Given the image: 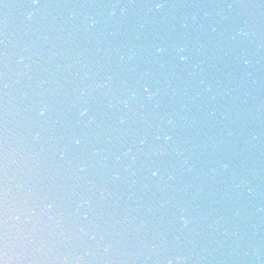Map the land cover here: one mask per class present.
Segmentation results:
<instances>
[{
    "label": "water",
    "instance_id": "water-1",
    "mask_svg": "<svg viewBox=\"0 0 264 264\" xmlns=\"http://www.w3.org/2000/svg\"><path fill=\"white\" fill-rule=\"evenodd\" d=\"M107 2L109 0H40L41 4L53 5L44 9L35 7L33 0H0V53L5 51L3 41L6 34L11 68L10 80L13 82L9 97L12 113L9 120L14 124L19 119L24 124L23 129L14 128L13 136H25L29 145L28 150L39 158L35 162H29L30 169H25L28 175H21L25 179L30 176V182L40 189L55 186L60 190L68 185L74 189V194L70 198L63 196L58 201L60 208L66 209L62 224L64 235L56 234L52 237L55 241L52 254L62 253L68 256V264H101L99 259L93 261L92 256L105 255L108 258L107 264H167L170 259L175 264L174 257L177 255L187 257V264H264V213H256L255 199L240 200L237 205L233 194L228 190V185L232 182L231 178L225 174L223 177H216L215 181L207 179L206 164L208 160L230 159L238 176H243L253 184L259 185L260 200L264 202V58L257 56L260 59L259 85H253L248 81L240 86L238 93H233L240 95L243 100V93L247 90L249 95L245 103L239 100L232 101L230 98L219 102L221 111H224L225 107L231 109L229 120L220 121L217 115V122L202 124L199 131L185 128L184 122L178 124L174 136L176 145L172 147L180 146L188 150L186 155H189L194 163L195 171L186 173V169L181 167L182 160H178L175 155L163 158L162 160L166 162L164 169L173 172L175 177L168 181L171 187L165 186L163 191L153 180L145 179L144 171H136L135 176L130 174L140 168L142 157H138L135 165H131L130 158H125L119 169L121 179L116 181L111 179L112 154L119 155L133 145L147 125L140 120L139 115L133 118L130 114L127 124L119 125L116 116L122 113L106 112L101 107L103 101L101 96L93 94L95 99L92 103L102 127L95 129L91 135L96 137L92 142L95 147L107 150L104 155L108 156V166L89 168L87 175L81 174L80 179L76 181L71 175V169L67 167V161L73 156L80 159L81 154L70 151L62 160L60 150L53 147L67 140H50V135L59 137V132L51 133L48 131L50 128L58 127L60 131H65L64 125H67L68 132L79 131L75 129L74 124L77 112L71 105L78 103L76 98L80 96V90L87 88L91 83V80L85 77V73L94 75L95 79H101L106 67L119 71L115 67V47L126 43V38L124 36L110 38L113 47L109 48L107 44H101L100 50L97 51L95 39L84 35L79 27L87 15H95L97 19H103L98 15L99 8H89L87 5ZM135 2L149 3L150 0H135ZM167 2L196 4L220 3L224 0H167ZM227 2H244L256 6L260 4V0H227ZM64 4L84 5V7L56 6ZM29 12L33 13L31 20L27 18ZM237 12L241 14L236 15ZM72 13L76 15L75 21L68 19ZM117 13L119 15V10ZM139 14V9L129 10L127 20L129 28ZM249 16L254 17L258 35L264 39V7L233 10V19L237 21L247 19ZM228 27L226 22L225 28ZM96 31H105L106 34L107 29L103 24H98ZM153 35L149 31L144 36L142 43L145 48L153 39ZM45 36L47 40H44ZM244 46L248 47L247 42ZM25 47L29 49L28 52L24 51ZM250 51L255 53L254 44ZM21 57L24 58V63L17 64V60ZM109 57H111L110 63ZM30 62L31 68H25ZM215 63L216 67H220L218 62ZM85 64L88 65L87 68L84 67ZM126 67L132 69L127 77L131 85L137 73L148 66L138 55L136 61ZM216 67L209 66L206 69L209 82L219 76ZM152 70L155 71V68L153 67ZM188 70L190 69L181 66L175 68V73L183 77ZM0 71H2V63H0ZM18 71L26 75L16 76L15 73ZM17 80L18 84L15 83ZM233 80L231 87H236V83L240 80L238 70L233 71ZM177 84L183 86L179 81ZM224 84L229 86L227 81H224ZM123 91L119 79L116 78L113 96L119 97ZM25 93H27L26 97ZM38 93L44 95L40 96ZM85 95L87 96L88 93ZM42 99L51 103L50 118H42L39 122H35L33 111L26 112L24 109L34 110L35 104ZM179 102L182 101L178 100L177 103ZM145 103L141 98L139 103L132 105V109L139 113L140 104ZM2 104L3 100L0 98V110ZM198 104L199 112L190 106L191 115L198 117L204 115V104L201 102ZM175 108L176 104L171 103L168 97L164 96L161 108L154 109L151 104H147L144 113L149 116L154 126L158 121L156 113H171ZM17 109H20V117L15 115ZM237 112L240 119L232 123ZM56 118L63 123L53 124ZM225 126L236 133L232 142L220 143L218 139L215 150L211 146L204 149L205 133L213 136L221 135ZM117 127L126 130L127 134L118 138L119 133L114 131ZM29 131H39L40 139L33 140ZM252 136H256L257 139L253 140ZM244 138L249 140L252 147L242 145L241 140ZM185 140L189 143L184 144ZM149 144L156 147L158 142L154 137H150ZM90 155L88 153V156ZM93 159L98 161L101 157ZM202 160L205 164L201 163ZM126 165H131L129 172L123 171ZM165 179H167L166 175ZM133 180L137 181L135 185L132 184ZM89 181L92 183L90 184ZM145 184L147 187H144ZM199 185H205V192L197 197L195 190ZM101 190L107 193L103 199L100 198ZM39 194L43 195V191ZM222 196L224 199H221ZM80 197L91 199L93 211L89 212L88 206H85L79 217L73 218L71 213ZM164 201L167 203L161 207ZM234 205L242 209L239 219H233L229 211ZM179 207L189 209L192 225L188 229H183L176 222L175 213ZM85 212L88 213V220L83 219ZM209 213L214 215L218 213L225 217L218 230L208 228L207 224L210 221L201 219ZM80 228H84L87 235L80 234ZM224 228L228 229L227 236L220 234ZM233 231L236 232L235 236L232 235ZM44 232L47 237V228ZM93 236L95 239H92ZM101 236L104 240L100 239ZM106 243L113 245L107 254L103 252ZM85 250L91 255L82 261H76L74 258L82 256Z\"/></svg>",
    "mask_w": 264,
    "mask_h": 264
},
{
    "label": "clouds",
    "instance_id": "clouds-1",
    "mask_svg": "<svg viewBox=\"0 0 264 264\" xmlns=\"http://www.w3.org/2000/svg\"><path fill=\"white\" fill-rule=\"evenodd\" d=\"M33 4L35 7L44 9L53 7L48 3ZM56 6L84 7V5L68 4ZM87 7L99 8L98 15L103 18L97 19L95 15H87L79 25L84 35L95 39L97 51L100 50L99 45L101 44H107L109 48L113 47L110 38L115 39L120 36L126 38V43L115 47V67L119 71L106 67L101 79H95L94 75L90 76L85 73V77L90 79L91 83L87 88L80 90V96L76 98L78 103L71 105L77 112L74 124L75 129L79 131L68 132L67 125H64L65 131H60L58 127L50 128L48 131L59 132V137L50 135L49 139L67 140V142L53 146L60 150L62 160L70 151L81 154L80 159L73 156L67 161V167L71 169V175L76 181L80 179L81 174L87 175L89 168L107 167L108 156L104 155L107 150L95 147L92 142L96 137L91 135L95 129L102 127L92 103L95 95L101 96L103 98L101 107L106 112L122 113L116 116L119 125L127 124L129 114L133 118L139 115L140 120L147 125L143 134L137 136L133 145L119 155L112 154L111 179L113 181L121 179L119 169L125 158H130L131 165H135L138 157H142L140 168L133 170L130 174L135 176L136 171H144L145 179L153 180L157 186H161V191H163L165 186L171 187L168 181L175 178L173 172L160 169L159 161L163 158L175 155L178 160H182L181 167L186 169V173L195 171L194 163L190 156L186 155L188 150L180 146L172 147L176 145L174 136L178 124L184 122L185 128L199 131L200 125L217 122V115L220 121H227L230 119L231 109L225 107V110L221 111L218 106L219 102L230 98L232 101L239 100L245 103L249 95L247 90L243 93V100L240 95H233V93H238L240 86L248 81H251L253 85H259L260 59L257 56L264 58V39L258 35L254 17L249 16L247 19L237 21L233 19V10L261 8L264 7V0H260L259 6L244 2H227V0L220 3L196 4H171L167 0H150L149 3H136L135 0H127V2L109 0L107 3L89 4ZM132 9H139L140 14L135 17L132 27L129 28L128 13ZM117 10H119V15ZM240 14V12L236 13V15ZM27 18L31 20L33 13L29 12ZM68 19L75 21V13L70 14ZM226 22L229 25L228 28H225ZM98 24L104 25L107 29L106 34L105 31H96ZM113 28L114 30H111ZM60 30L63 31V29ZM149 31L154 35L145 48L142 41ZM47 39L45 36L44 40ZM245 42L248 47L244 46ZM253 44L255 53L250 51ZM3 45L5 51L3 52L2 71H0V98L3 100L2 110H0V264H60V262L68 264V256L62 253L52 254L55 248V241L52 237L56 234L64 235L62 224L66 209H61L58 201L63 196L70 198L74 194V189L71 185L60 190L55 186L40 189L30 182V176L25 179L21 175H28L25 169H30L29 162H35L39 158L28 150L29 145L25 136H13L14 128L23 129L24 124L19 119L14 124L9 120L12 114L9 97L13 82L10 80L11 68L6 34ZM24 51L28 52L29 49L25 47ZM138 55L148 67L138 72L134 83L130 85L127 77L132 69L126 66L133 64ZM110 62L111 57H109ZM215 62H218L220 67H216ZM16 63L23 64L24 58L21 57ZM181 66L190 69L183 77L175 73V68ZM209 66L216 67L219 73V76L211 82L206 76V69ZM84 67L87 68L88 65L85 64ZM153 67L155 71L152 70ZM25 68L30 69L31 62L26 64ZM235 70L239 71L240 80L236 83V87H231L234 83L233 71ZM15 75L21 76L26 73L18 71ZM116 78L119 79L124 89L119 97L113 96ZM177 81L183 86H179ZM224 81H227L229 86H225ZM15 83L18 84L19 81ZM85 93L88 95L86 96ZM24 95L26 97L27 93ZM38 95L43 96L44 94L38 93ZM164 96H167L171 103L176 104V108L171 113H156L158 121L153 126L149 116L145 115L144 109L147 104H151L154 109L161 108ZM141 98L146 103L140 104L138 113L132 109V105L139 103ZM178 100L182 102L177 103ZM198 102L203 103L205 109L204 115L199 117L191 115L190 109L192 106L199 112ZM24 111H33L35 122H39L42 118H50L51 103L42 99L35 104L34 110L24 109ZM15 115L20 117V109H17ZM239 119L240 115L237 112L235 120L231 122L235 123ZM62 123L59 118L53 120L55 125ZM85 130L89 131L85 132ZM114 131L119 133L118 138L127 134L126 130L118 127ZM29 135L33 140L40 139L39 131H29ZM235 136L234 130L225 126L221 135L213 136L205 133L203 147L208 149L211 146L215 150L218 139L220 143H230ZM150 137H154L158 142L156 147L150 146ZM252 139L256 140L257 137L252 136ZM183 143L188 144L189 141L185 140ZM241 143L244 147H252L247 138L242 139ZM134 151L135 154H133ZM88 153L91 155L88 156ZM95 157H101V159L96 161L93 159ZM201 163L205 164V161L202 160ZM206 164L207 179L215 181L216 177H223L225 174L231 178L232 182L228 185V190L233 194L237 205L240 200L255 199L256 213H264V202L260 200L259 185L253 184L243 176H238L230 159L208 160ZM131 165L124 166L123 171L129 172ZM89 183L92 182L89 181ZM136 183V180L132 181L133 185ZM144 187H147V184ZM41 191L43 195L39 194ZM204 192L205 185H199L196 187L195 195L199 197ZM106 194L105 190H101L100 198L103 199ZM221 199L224 197L222 196ZM165 203L167 201L162 202L160 206L164 207ZM85 206H88L89 212L93 211L91 199L80 197L71 213L73 218L79 217ZM229 211L233 219L241 218L240 206L234 205ZM175 217L176 222L183 229H188L192 225V218L189 216L187 207L177 208ZM88 218V213L85 212L83 219L88 220ZM201 219L210 221L207 224L208 228L218 230L225 217L218 213L215 215L209 213ZM45 228H47V237H45ZM79 232L87 235L84 228H80ZM220 234L227 236L228 229L224 228ZM232 235L235 236L236 232L233 231ZM92 239H95V236ZM100 239L104 240V237L101 236ZM112 247L111 243H106L103 252L107 254ZM90 255L85 250L82 256L74 259L82 261ZM97 259L101 261V264H107L106 255L92 256L93 261ZM187 259L180 255L174 257L175 264H187ZM167 264H173V260H168Z\"/></svg>",
    "mask_w": 264,
    "mask_h": 264
},
{
    "label": "snow or ice",
    "instance_id": "snow-or-ice-1",
    "mask_svg": "<svg viewBox=\"0 0 264 264\" xmlns=\"http://www.w3.org/2000/svg\"><path fill=\"white\" fill-rule=\"evenodd\" d=\"M33 3H40V0H33ZM2 60H3V53H0V63H2ZM154 83H156V81H154ZM165 161L164 160H160L159 161V167L160 169H164V166H165Z\"/></svg>",
    "mask_w": 264,
    "mask_h": 264
}]
</instances>
